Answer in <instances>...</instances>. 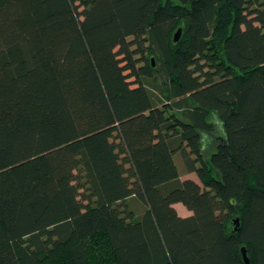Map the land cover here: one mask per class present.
<instances>
[{
  "label": "trees",
  "instance_id": "trees-1",
  "mask_svg": "<svg viewBox=\"0 0 264 264\" xmlns=\"http://www.w3.org/2000/svg\"><path fill=\"white\" fill-rule=\"evenodd\" d=\"M242 246L264 264V0H0V264Z\"/></svg>",
  "mask_w": 264,
  "mask_h": 264
},
{
  "label": "rangeland",
  "instance_id": "rangeland-1",
  "mask_svg": "<svg viewBox=\"0 0 264 264\" xmlns=\"http://www.w3.org/2000/svg\"><path fill=\"white\" fill-rule=\"evenodd\" d=\"M173 1L180 2V0H173ZM211 119H213V121L215 122V133L214 134L218 135L219 133H221V129H222L221 123L217 117H211ZM208 152H209L208 149L205 150V156H207ZM174 160L177 164V167L179 168L182 179L191 178V179H194L195 181H198V178L194 172L185 173V164L183 163V160L178 153L174 155ZM127 201H128L129 206L135 211L136 215H139L141 211L143 210V204L138 199H134L133 197L128 198ZM177 206H180L181 208H183V210H187V208L183 206L180 202L179 204H177Z\"/></svg>",
  "mask_w": 264,
  "mask_h": 264
},
{
  "label": "water",
  "instance_id": "water-1",
  "mask_svg": "<svg viewBox=\"0 0 264 264\" xmlns=\"http://www.w3.org/2000/svg\"><path fill=\"white\" fill-rule=\"evenodd\" d=\"M178 32H179V29L174 33V40L177 39L178 37ZM232 224H233V230H237V225H238V218L237 217H234L232 218L231 220ZM241 253H242V257H243V260L246 264L249 263V258L247 256V253H246V249L244 246L241 247Z\"/></svg>",
  "mask_w": 264,
  "mask_h": 264
},
{
  "label": "crops",
  "instance_id": "crops-1",
  "mask_svg": "<svg viewBox=\"0 0 264 264\" xmlns=\"http://www.w3.org/2000/svg\"><path fill=\"white\" fill-rule=\"evenodd\" d=\"M177 204H179V202L178 203H174L173 206L175 207V209L177 210V212H178V214L180 216H187V215L191 214V211H189L188 209H187L188 211L187 210H183V208H181L180 206H177Z\"/></svg>",
  "mask_w": 264,
  "mask_h": 264
}]
</instances>
